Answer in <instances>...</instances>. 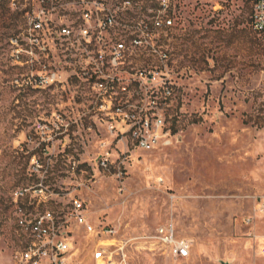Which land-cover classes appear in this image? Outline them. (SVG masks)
I'll return each instance as SVG.
<instances>
[{"label":"rangeland","instance_id":"obj_1","mask_svg":"<svg viewBox=\"0 0 264 264\" xmlns=\"http://www.w3.org/2000/svg\"><path fill=\"white\" fill-rule=\"evenodd\" d=\"M18 4L0 5V264H18L26 241L12 193L41 177L60 196L85 200L96 228L113 226L109 244L130 241L128 264H264L258 248L264 217L255 220L257 242L244 224L264 199V34L251 29L253 0L176 6L170 39L178 87L167 121L177 138L152 152L136 151L126 139L111 144L90 118L87 90L77 80L47 89L24 83L29 69L14 62L10 45L26 21L28 3ZM74 13L66 7L61 14ZM54 55L44 59L52 69ZM58 120L69 124L68 134L45 155L34 127ZM105 151L121 166V180L114 167H95ZM34 156L43 165L39 173ZM71 162L79 164L75 172ZM169 220L179 237L195 241L187 260L173 259L154 240ZM73 241L77 254L69 264H96L92 253L101 238L78 234Z\"/></svg>","mask_w":264,"mask_h":264},{"label":"built area","instance_id":"obj_2","mask_svg":"<svg viewBox=\"0 0 264 264\" xmlns=\"http://www.w3.org/2000/svg\"><path fill=\"white\" fill-rule=\"evenodd\" d=\"M3 1L11 10L19 9L18 0H0V5ZM25 1L24 29L10 45L14 62L29 69L27 86L64 87L69 79L77 80L87 90L90 118L111 144L126 139L136 151L147 152L173 145L177 137L167 119L178 83L170 36L180 0H156L152 5L145 0ZM66 7L74 8L73 18L61 14ZM250 25L253 32L264 34V0H253ZM51 52L55 69L44 61ZM68 128L63 120L35 125L43 154L49 155L50 146L63 141ZM112 157L109 151L101 153L95 167H114L121 180V166H114ZM33 161L32 170L39 173L43 165L36 156ZM78 169L77 162L70 163V171ZM12 199L16 222L26 236L18 264H69L77 254L73 240L78 234L101 238L92 253L96 264H128L126 248L131 242L109 244L117 230L110 225L96 228L81 197H62L41 177L35 185L16 188ZM257 217H264V199L244 220L247 235L256 242L261 239L255 234ZM154 240L175 260L189 259L195 246L194 239L179 237L172 220L156 228ZM258 248L264 256V246Z\"/></svg>","mask_w":264,"mask_h":264},{"label":"crops","instance_id":"obj_3","mask_svg":"<svg viewBox=\"0 0 264 264\" xmlns=\"http://www.w3.org/2000/svg\"><path fill=\"white\" fill-rule=\"evenodd\" d=\"M258 246H264V244L263 243H260ZM259 255H260V250H259ZM262 257H264V256H262Z\"/></svg>","mask_w":264,"mask_h":264}]
</instances>
